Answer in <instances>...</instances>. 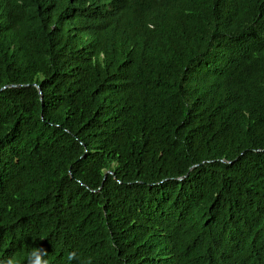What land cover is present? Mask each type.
Masks as SVG:
<instances>
[{
	"label": "trees",
	"instance_id": "trees-1",
	"mask_svg": "<svg viewBox=\"0 0 264 264\" xmlns=\"http://www.w3.org/2000/svg\"><path fill=\"white\" fill-rule=\"evenodd\" d=\"M36 246L264 264V0H0V261Z\"/></svg>",
	"mask_w": 264,
	"mask_h": 264
},
{
	"label": "clouds",
	"instance_id": "clouds-1",
	"mask_svg": "<svg viewBox=\"0 0 264 264\" xmlns=\"http://www.w3.org/2000/svg\"><path fill=\"white\" fill-rule=\"evenodd\" d=\"M46 255L47 251L45 249L36 246L28 253L25 264H47V260L45 259ZM75 258L76 257L73 253H69V260ZM0 264H14V261L12 259H8L7 261H0Z\"/></svg>",
	"mask_w": 264,
	"mask_h": 264
},
{
	"label": "bare ground",
	"instance_id": "bare-ground-1",
	"mask_svg": "<svg viewBox=\"0 0 264 264\" xmlns=\"http://www.w3.org/2000/svg\"><path fill=\"white\" fill-rule=\"evenodd\" d=\"M130 3V2H129Z\"/></svg>",
	"mask_w": 264,
	"mask_h": 264
}]
</instances>
